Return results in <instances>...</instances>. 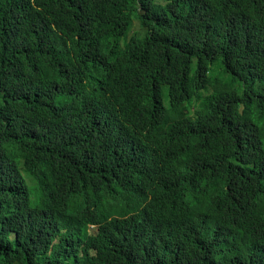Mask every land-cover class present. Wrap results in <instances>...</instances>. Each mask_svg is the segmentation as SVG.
<instances>
[{
    "label": "trees",
    "instance_id": "1",
    "mask_svg": "<svg viewBox=\"0 0 264 264\" xmlns=\"http://www.w3.org/2000/svg\"><path fill=\"white\" fill-rule=\"evenodd\" d=\"M0 264H264V0H0Z\"/></svg>",
    "mask_w": 264,
    "mask_h": 264
}]
</instances>
